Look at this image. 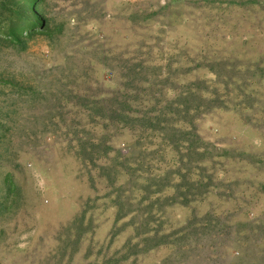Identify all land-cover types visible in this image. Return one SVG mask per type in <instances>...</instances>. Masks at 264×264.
<instances>
[{"label":"rangeland","instance_id":"obj_1","mask_svg":"<svg viewBox=\"0 0 264 264\" xmlns=\"http://www.w3.org/2000/svg\"><path fill=\"white\" fill-rule=\"evenodd\" d=\"M40 6L0 41V264H264V0Z\"/></svg>","mask_w":264,"mask_h":264},{"label":"trees","instance_id":"obj_2","mask_svg":"<svg viewBox=\"0 0 264 264\" xmlns=\"http://www.w3.org/2000/svg\"><path fill=\"white\" fill-rule=\"evenodd\" d=\"M40 3L41 0H0V41L7 38L11 43L23 44V37L29 39L33 31L45 29L46 21L39 14ZM156 118L157 116L154 118L157 121ZM86 148L87 145L84 144L82 150L86 151ZM161 189L163 188L158 192ZM10 192L11 190H7V194ZM183 203H187V200L184 199Z\"/></svg>","mask_w":264,"mask_h":264}]
</instances>
